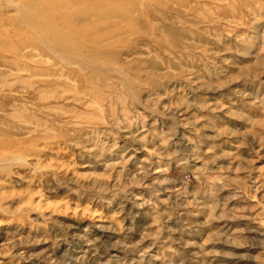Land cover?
Returning <instances> with one entry per match:
<instances>
[{
    "label": "rangeland",
    "instance_id": "374dc122",
    "mask_svg": "<svg viewBox=\"0 0 264 264\" xmlns=\"http://www.w3.org/2000/svg\"><path fill=\"white\" fill-rule=\"evenodd\" d=\"M0 264H264V0H0Z\"/></svg>",
    "mask_w": 264,
    "mask_h": 264
}]
</instances>
